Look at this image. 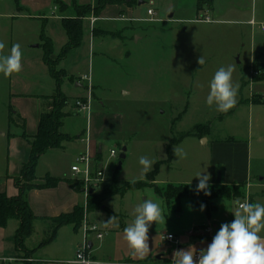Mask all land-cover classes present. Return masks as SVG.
I'll use <instances>...</instances> for the list:
<instances>
[{"label":"rangeland","instance_id":"374dc122","mask_svg":"<svg viewBox=\"0 0 264 264\" xmlns=\"http://www.w3.org/2000/svg\"><path fill=\"white\" fill-rule=\"evenodd\" d=\"M140 1H144L145 4L138 14H134L135 17L147 18V8L155 6L156 19H169V16L175 14L174 18H181L183 21L133 23V28L121 29V26H118L115 28L117 30L107 32L109 34L107 35L112 37L120 34L138 35L143 38L137 45L130 44L132 55L129 59H121L112 51L110 57L105 61L103 59L102 64H98L96 76L102 82L98 95L104 104L103 108L98 102L95 103L89 112L93 113L91 118H88L90 116L88 112L80 110L78 117L67 118L64 129L67 133L76 135L86 129L88 124L90 127L91 121L95 129L104 133L99 139L102 141L103 153L101 165L97 163V168L104 169L105 179L98 189L93 190V193H102L106 188L112 194L98 210L88 214L87 219L100 228L98 222L109 221L113 216L115 217L111 221V229H107L108 225L105 231L100 228L104 238L101 242L97 241V244H103L106 258L115 261L128 257L132 259L112 264H171L168 261L173 259L175 245L163 242L161 236L170 232L181 234V231L187 228L188 216L194 218L201 216V219H206V216L212 214L213 208L210 211H201L202 200H183L181 204L186 213L184 217L181 215V218H177L178 204L171 202L168 205L165 199L156 194L155 186L192 183L194 185L185 186L189 187L188 191L196 192L198 185L196 182H199L196 178L197 174L203 172L207 174L211 168L212 142L236 137L244 142H250L255 149L257 139L264 133V109L251 108L248 105L253 101L263 105L264 94H252L247 98L250 95L247 87L255 82L254 62L264 66V60L258 57L253 59L250 66L255 51L254 39L264 37V32L260 26L252 29L246 23L255 14L257 20L264 23V0H215L213 7L215 14L210 13V16L220 22H213L214 24L190 21L196 17L194 9L197 0H138V3ZM56 12L59 17L65 15ZM199 13L203 15L205 12L201 10ZM24 14L18 12L14 0H0V41L5 44L4 55L9 54L13 44L24 45L32 36L33 24ZM202 15L198 19L202 18ZM41 16L44 18L50 16V13ZM91 18L94 16L84 20V27ZM87 33L86 37L89 38L90 33L88 31ZM134 41L136 42V37ZM84 49L79 50L76 57L73 54L68 56L64 63L59 62L60 54L56 55L53 52V59L58 62L56 69L65 68L68 72L75 71L77 56ZM200 56L205 60L202 66L198 64ZM101 59L98 58L99 61ZM21 63L22 71L26 73L27 67L24 65L23 57ZM229 65L234 67L233 84L240 86L242 77L241 87L246 89L243 91H240V87L238 89L237 103L242 99L239 105L236 103L227 113H221L216 110L215 105L209 107L206 98L215 72L220 67L227 68ZM66 70L65 73L59 74L61 81H69L68 87L76 91L72 84L74 77L69 79ZM24 73L21 75L26 76ZM20 83L18 82L16 87L17 91L23 89L27 82L22 78ZM35 90L48 92V82ZM86 94L88 95L87 91ZM10 95V76L5 77L0 73V126L9 117ZM71 109L78 110L73 94L69 96L66 111ZM104 113L113 117H107ZM115 116L123 117V120ZM196 126L204 128L203 139L194 134ZM120 132L123 133L125 142L123 145L117 138ZM185 135L190 136L172 148V164H162L167 159V147L170 141ZM123 148H126V158L122 162V168L118 170ZM175 148L180 150L178 156L175 154ZM112 149L116 150V157L113 158L110 156ZM67 155L65 159L63 158V165L69 161L68 167H70L74 158L71 152H67ZM141 156H146L154 162L151 170L147 172L143 170V166L139 163ZM59 159V156L47 157L49 163H57V166ZM157 163H161L159 174L148 180L147 175L154 170ZM44 170L39 168L36 174L39 175ZM219 173L220 171L217 173V179ZM72 180L75 183L79 182L75 177H72ZM137 181H142L139 190L122 193L128 187V183ZM15 183L23 185L24 180L18 177ZM209 185L210 189L222 187L220 183ZM234 187L236 186H230V188ZM241 192L245 196V191L241 190ZM147 199L159 204L165 221L162 220L158 224L153 222L149 227L150 254L146 257L150 258L140 260L139 256L132 255L121 226L125 228L133 223L136 206ZM218 200L241 201V199L221 198L209 204L215 207ZM204 221L206 225L197 223L187 231L186 235L192 238L210 235L207 233V228L212 225L207 223V219ZM15 222L16 220H12V223ZM44 229L43 224L36 223L35 233L28 239V243L38 246L47 240L51 233H44ZM64 233L69 234L63 232L58 243H67V234ZM24 248L25 245L22 248L18 247V251L24 252ZM22 256L15 257L10 264L26 261L27 257Z\"/></svg>","mask_w":264,"mask_h":264},{"label":"crops","instance_id":"0c3cea01","mask_svg":"<svg viewBox=\"0 0 264 264\" xmlns=\"http://www.w3.org/2000/svg\"><path fill=\"white\" fill-rule=\"evenodd\" d=\"M61 1H63L68 6L72 4V0ZM99 1L100 0H78V3L80 5H92L93 7H96ZM20 3L30 11L29 13H25L24 15L27 16L33 24V33L26 44L20 45L24 65L25 67H27V69L25 71L26 73L21 70L19 73H13L10 76V96L12 107L20 114L22 118L26 120V131L28 135L34 136L37 132L38 122L41 114L52 109V97H54V95L56 94V81L51 76L48 67L43 62L44 51L40 46V33L42 31V28H44L46 35L53 42L54 52L56 53V55L60 54L61 49L67 43L68 38L62 27V16L59 17V14L58 16L56 15V11H58V9L56 6H54V0H20ZM144 4V1H140V3H138L137 0V4L132 6H129L127 3H122L120 5H109L104 10L101 17L88 19V21L90 20L91 23L89 21L88 24H86V27H84L85 33L82 46L71 51L68 55L71 56L73 54V56L76 57V55L80 52L79 50L85 48L83 52L81 51L82 53L77 56L78 58L77 61H75L74 66L75 71L68 72L65 68H60L68 72L69 79L74 77V83L72 84L75 86L76 91L68 87V85L70 84L69 81H62L61 90L63 94L68 98V101L71 94L75 96V105L78 100H82L87 97L86 89L84 87V84L80 82V77L84 74L91 73L93 77L94 88L92 90L93 98L91 101V108L97 102L99 103V106L103 108L104 104L101 102V97L98 95V91L102 88V82L96 76V69L98 68V64H102V60L104 59L105 61L114 52L121 59H129L132 55V52L130 50V47L132 45L130 44L132 43L133 46L137 45L143 38L142 36L138 35L123 36L120 34L112 37L108 36L109 34L107 32L117 30L115 28H117L118 26H121V29L133 28V23H164L163 21L170 22L172 20L183 21V19L181 18H174L175 14L169 16V19H156L157 9L155 6H149L147 8V15L149 10H153L155 13L154 16L148 15L149 18H143L141 16L135 17L134 14H138L141 10L142 5ZM194 11L196 17L194 18V20L190 21L199 22L198 17L202 14L197 12L196 6ZM214 11L215 9H212L211 11H206L205 13H208V15L210 16V13L213 15L215 14ZM47 13H50V16H44V18H42L41 15H45ZM256 16L257 14L253 15L246 23L252 29L256 26H260V29L264 32V23L259 22ZM213 21L215 23L220 22L218 20ZM252 21L254 22V24H252ZM43 22L45 23L43 24ZM97 25H99V27ZM94 28H98L97 34L100 33L98 36L97 34L93 35ZM87 31L90 33L89 38L86 37V35L88 34ZM185 31H187V28H185ZM135 37L136 42L134 41ZM254 47L255 51L252 59L250 60V66L255 57L264 60L263 36L255 37ZM82 54L84 56H82ZM98 58H102L101 61H99ZM66 59L67 58H65L61 62L64 63ZM22 73H24L26 76H22ZM22 78L26 80L27 83H25V87H23V89L21 88V90L18 89L17 91L16 87L18 85V82L20 83ZM241 80L242 77L240 79L239 87L240 91H243L246 88L242 89ZM46 82H48V92L44 93V91L42 90H35L36 88L40 89L41 85H44V83L46 84ZM77 83L81 86L77 87ZM247 88L250 92V95L247 98H250L252 94H264V81L252 82ZM82 89H84L85 91H82ZM123 93L126 96V93ZM241 100L242 99L238 101L237 105H239V102ZM248 105L251 106V108L260 107L264 109V105L261 104L255 105L253 103H250ZM67 107L64 110L67 116L64 120L62 131L66 134H69L64 129L65 122L67 118H71V116L78 117L80 114V110L78 109V111L76 109H71L69 111H66ZM104 114L107 117H113L110 114ZM88 116V118H91L93 116V113H88ZM101 116L103 117L104 115ZM116 117L123 120V117L115 116V118ZM87 123H89V120ZM90 124V127L88 124L86 129L84 128L80 133L76 135L69 134L71 136L78 137L77 139L65 144L64 148L62 149H53L48 151L39 160L36 172L39 168H44L45 170L43 172H40V174L38 173L39 175L36 174L37 180L34 182L36 185L44 184V178L46 175H50L53 178L62 180L54 188H34L28 191V204L33 213L38 217L35 224H43L45 227L44 233L49 234L53 232V224L49 220L50 218H55L62 214L71 213L77 206L85 208L87 205L88 197L85 196L84 191H76V189L73 188L70 183L73 182V174L70 169L71 165H73V163L75 162V159L84 152L86 147L84 140L87 138L89 139L90 150L92 154L96 158L98 165H101L103 147L101 145L102 141H100L99 139L103 132L95 129L94 124H92L91 121ZM85 130V136H82V138L79 139L82 132H84ZM22 133V129L10 125L8 119L4 121L0 126V193H6L9 197L18 195V188L16 186L15 179L19 177L22 167L27 162L31 152L30 141L24 139L22 137ZM118 134L119 135L117 136V138L121 140L120 143H122L123 145L125 143L123 140V133L120 132ZM261 135L256 141L257 147H255V149L252 147V144L250 142H244L237 139L236 137H229L225 140L212 142L211 168L207 173L211 177L209 180V184L218 183L217 173L218 171H220L218 178H220L221 186L229 187L238 184L244 185L245 197L241 199L240 202H244L245 200H247L250 203H260L261 205H264V133ZM206 141L208 140H205V142ZM67 152H71L74 158L70 167H68L69 161L66 162L65 165H63V158L65 159L68 156ZM49 156L60 157L58 166L57 163L52 164L47 161V157ZM252 161H254V163ZM198 183L199 182H196V184ZM180 184L189 185L190 183ZM190 185L194 184L191 183ZM218 201H216V206L213 208L212 214L210 216H206L207 223L212 225L211 227L213 228V232L208 233L210 235H207L206 237L192 238L187 236V231L195 224L203 223L206 225V222L204 221L206 219H201V216L199 218L188 216V218L186 219L187 228L182 230L181 234H179L180 232L168 233L175 235L177 238H181H178L180 243L178 246H174L175 250L188 249L190 245H194L197 249V252L202 248H207V245L211 243L212 238L220 229L221 224L231 223L234 220V212L239 210L237 201ZM204 211H206V209H204ZM185 213L181 204V211L176 212L177 218H181V215L184 217ZM89 214H93V212ZM86 215L88 216V214ZM107 222L108 221L103 222V220L102 222H98L100 228L103 231H105L106 225H108L107 229L112 228V223ZM18 227L19 222L17 220L15 223H12V220H9L5 227H0V264H10L11 261H14L13 259L15 257H23L22 255L26 256L27 260L23 263L20 262L17 264H66L68 260L75 259L76 252L80 245L83 243L84 234L82 226L79 229H75L73 226L69 225L59 228L52 240L45 245H41L42 242L38 246L29 244L28 239H30L32 237L31 236L26 240L24 244L25 251L20 252L18 251V248L16 247L14 241V236ZM122 229H124V227ZM63 232H69V234L64 233L67 234L68 238L66 244L58 243L59 238L61 237V234ZM259 235L264 237V230H261ZM92 243L93 246H95L93 248L92 255L96 260L102 262L103 264H112L132 260L130 259V257L116 261L109 257L106 258L103 252V244H97V241H94V238ZM148 258L150 257H146L140 260H148ZM169 261H172V259H170Z\"/></svg>","mask_w":264,"mask_h":264},{"label":"trees","instance_id":"16d2710c","mask_svg":"<svg viewBox=\"0 0 264 264\" xmlns=\"http://www.w3.org/2000/svg\"><path fill=\"white\" fill-rule=\"evenodd\" d=\"M19 13H29L30 11L21 5L20 0H14ZM127 3L129 6L137 4V0H100L96 7L92 5H80L78 0H72V4L68 6L61 0H54V6L57 7L62 16L61 23L62 27L67 35V43L62 47L59 62L63 61L69 53L82 46L84 40V20L87 17L94 16L99 18L107 6L109 5H120ZM214 0H197L196 10L211 11L213 9ZM45 22H43L44 24ZM98 32L97 28H94L93 35ZM41 47L43 48V62L48 67L51 76L56 81V94L52 97V109L48 112L41 114L38 122L37 132L34 136L28 135L26 131V120L20 116L18 112L9 106V117L8 122L10 125L21 128L23 133L22 137L30 141L31 152L27 162L23 165L20 176L24 180L23 185L16 184L18 188V195L9 197L6 193H0V227H5L9 220H17L19 227L16 230L14 241L16 247H24V244L28 238L34 233L35 222L38 217L33 213L27 200L28 191L34 188H54L61 182V179L53 178L50 175H46L44 178V184L36 185L34 182L37 180L36 168L38 166L40 158L45 155L48 151L53 149H62L65 144L70 143L78 137L71 136L62 131L64 126V120L67 116L65 108L68 105V98L63 94L61 90V76L59 74L65 73L64 69H56L58 62L53 59L54 46L52 40L46 35L44 28L40 33ZM253 77L255 82L264 81V66L254 62L253 64ZM253 104L259 103L253 101ZM264 105V101L262 103ZM204 128L196 126L195 133L201 139L203 138ZM86 130L82 132L81 136H85ZM190 135L181 136L179 139L173 138L167 147V159L162 164H171L173 158L172 148L177 146L184 138ZM155 165L154 170L147 175V179L157 177L159 174L160 164ZM18 178V177H17ZM16 180V179H15ZM72 187L76 191L80 192L83 182L77 183L70 182ZM142 181L130 182L128 187L122 192L125 194L127 191L139 190L141 188ZM236 187L230 188L227 186L216 187L210 189V195H205L204 192L188 191L189 187L185 185L166 184L163 187L155 186V192L157 195L165 199L168 205L171 202L178 204L176 212L181 211V202L183 200H202L205 205L206 211H210L214 208L209 202L227 198V199H243L245 196L241 192L244 190L243 184L235 185ZM245 191V190H244ZM112 192H109L106 188L102 193L89 194L87 199L86 207L77 206L73 212L68 214H62L49 220L53 224V232L49 239L42 242L41 245H45L52 240L55 236L56 231L64 226H73L75 229H79L82 226L85 214L92 213L99 209L102 203L111 197ZM122 195V194H120ZM123 228V226H121ZM171 263V261H168Z\"/></svg>","mask_w":264,"mask_h":264},{"label":"clouds","instance_id":"9594fccd","mask_svg":"<svg viewBox=\"0 0 264 264\" xmlns=\"http://www.w3.org/2000/svg\"><path fill=\"white\" fill-rule=\"evenodd\" d=\"M4 48L5 44L0 41V73L9 77L22 70V51L18 43L12 45L7 55L3 54ZM204 63L203 56H200L198 64L202 66ZM233 71L232 65L227 68L220 67L210 81L206 104L209 107L215 105L216 110L221 113H227L237 103L239 84L232 82ZM175 154L178 156L180 150L175 148ZM139 163L145 172L151 170L154 165V162L146 156H141ZM196 178L199 180L196 187L197 194L204 192L205 195H210L211 177L203 172L197 174ZM237 204L239 210L234 212V220L231 223L221 224L207 248L198 251V259L195 258L197 249L194 245H190L188 249L175 250L171 264H264V237L259 235L261 230H264V205L250 203L247 200L237 201ZM205 207L201 204V211ZM135 213L133 223L123 230L124 239L132 255L143 259L150 254L149 227L153 222L158 224L162 220L165 221V216L159 204L151 199L136 206ZM114 218L113 216L107 223ZM167 238L171 239V236ZM66 264H93V262L80 254L76 260H68Z\"/></svg>","mask_w":264,"mask_h":264},{"label":"built area","instance_id":"2783aa9c","mask_svg":"<svg viewBox=\"0 0 264 264\" xmlns=\"http://www.w3.org/2000/svg\"><path fill=\"white\" fill-rule=\"evenodd\" d=\"M148 15L154 16L155 13L153 10L148 11ZM199 22L202 23H213V19L208 15V13H205L202 18L198 19ZM252 24L254 22L252 21ZM80 82L84 84V87L88 93L87 97L82 100H78L76 102V107L79 110H84L86 112H90L91 110V101H92V90H93V77L91 73L84 74L80 77ZM85 150L82 154H80L76 159L73 165L71 166V172L73 174V177L77 178L79 181L83 182V191L85 193V196H89L90 190L98 189L101 182L104 181L105 175H104V169L97 168V160L92 154L90 150V143L89 139H85ZM110 156L116 157V151L111 150ZM83 243L80 245L76 252L75 259L78 258L80 254H82L86 259L90 260L95 264V262H99V264H103L102 262L96 260L94 256L92 255L93 248V238L94 241H101L104 237L103 233L100 232V229L97 225L91 224L88 222L87 215L85 214L83 224ZM213 228L208 227L207 233H212ZM171 236V239H168L167 237ZM165 237V239H164ZM161 240L165 243H170L175 246H178L180 241L179 239L173 235V234H166L161 236ZM92 244L90 247L89 245ZM198 259V252L197 256L195 257Z\"/></svg>","mask_w":264,"mask_h":264},{"label":"water","instance_id":"95a60500","mask_svg":"<svg viewBox=\"0 0 264 264\" xmlns=\"http://www.w3.org/2000/svg\"><path fill=\"white\" fill-rule=\"evenodd\" d=\"M76 86H81L79 85L78 83L76 84ZM126 158V148H123L122 149V152H121V155H120V163H119V166H118V170H120L122 168V162L123 160ZM218 183H220V178H218ZM94 191L93 190H90L89 194H92ZM90 247L92 246V244L89 245Z\"/></svg>","mask_w":264,"mask_h":264}]
</instances>
